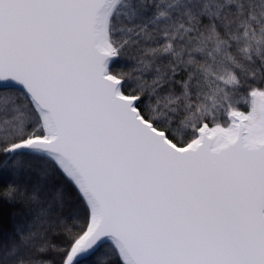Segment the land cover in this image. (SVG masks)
<instances>
[{
    "label": "snow or ice",
    "instance_id": "6c2138e0",
    "mask_svg": "<svg viewBox=\"0 0 264 264\" xmlns=\"http://www.w3.org/2000/svg\"><path fill=\"white\" fill-rule=\"evenodd\" d=\"M0 264H264V0H0Z\"/></svg>",
    "mask_w": 264,
    "mask_h": 264
}]
</instances>
